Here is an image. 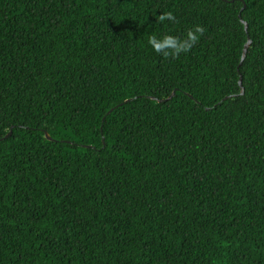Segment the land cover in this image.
Listing matches in <instances>:
<instances>
[{"label": "trees", "instance_id": "trees-1", "mask_svg": "<svg viewBox=\"0 0 264 264\" xmlns=\"http://www.w3.org/2000/svg\"><path fill=\"white\" fill-rule=\"evenodd\" d=\"M228 1L0 0V264H264V0Z\"/></svg>", "mask_w": 264, "mask_h": 264}, {"label": "clouds", "instance_id": "clouds-1", "mask_svg": "<svg viewBox=\"0 0 264 264\" xmlns=\"http://www.w3.org/2000/svg\"><path fill=\"white\" fill-rule=\"evenodd\" d=\"M175 16L171 13H163L159 15L158 23L164 24L167 21L175 23ZM204 28L195 26L187 32L184 39H179L173 35L156 36L152 35L148 39V44L151 49L164 57L178 58L181 54L189 53L192 48L198 43L204 33Z\"/></svg>", "mask_w": 264, "mask_h": 264}, {"label": "water", "instance_id": "water-1", "mask_svg": "<svg viewBox=\"0 0 264 264\" xmlns=\"http://www.w3.org/2000/svg\"><path fill=\"white\" fill-rule=\"evenodd\" d=\"M236 1H242V0H231V1H228V2H230V3H234V2H236ZM245 9H246V4H244L243 9H242V12H243ZM240 19H241L242 22L244 23L246 31H248L249 26H248V24H247L245 21H243V19H242V15H241V14H240ZM251 44H252V40L249 38V39H248V42L246 43V45H245V47H244L243 54H242V59H241V62H240V64H239V67H238V71H239V73H240L241 66L243 65V63H244V61H245V59H246V57H247L248 50H249ZM242 84H243V77L241 76V77H240V80H239V85H238V86L240 87V89H241V91H242V95H243V94L245 93V91L243 90ZM176 91H177V90H176ZM176 91H174V93H173L172 95H170L169 97H167L166 99H161V100H159V99H156V98H152V100H155V99H156L157 102L164 103V102H166V101L171 100L172 97L174 96V94H176ZM228 98H229V97H228ZM112 111H113V110H112ZM112 111H110V113H111ZM13 130H14V127H12V129L10 130L9 134L6 136V139H8V138H10V137L12 136V134H13ZM45 135H46V138H47L49 141H55V139H53V138L50 136V134H49L48 132H46Z\"/></svg>", "mask_w": 264, "mask_h": 264}]
</instances>
